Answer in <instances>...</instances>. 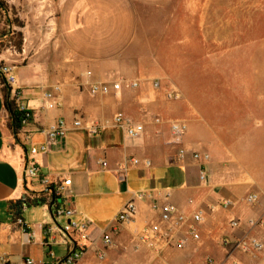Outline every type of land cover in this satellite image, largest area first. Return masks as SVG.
<instances>
[{
  "label": "crops",
  "instance_id": "1",
  "mask_svg": "<svg viewBox=\"0 0 264 264\" xmlns=\"http://www.w3.org/2000/svg\"><path fill=\"white\" fill-rule=\"evenodd\" d=\"M52 1L45 29L40 27L35 35L27 33L16 57L20 62L12 60L19 64L12 65L16 82L10 97H16L32 114L18 140L7 126L0 78V264H23L26 258L34 264H55L66 255V246L44 244L43 227L50 224L48 210L43 205L19 206L23 196L44 191L36 181L23 180L25 154L47 144V130L59 119L66 124L63 137L48 152H38L34 160L49 183L71 180L68 191L75 210L71 220L89 226L87 248L77 264H208V259L214 264H250L257 254H244L236 242L252 236L264 245V226L257 224L264 222V180L255 173L264 171V152L246 136L240 138L235 126L227 129L221 122H251L254 117L225 119L222 111L211 125V119L196 112L188 101L165 100L163 91L172 86V74L157 67L161 57L149 45L175 42L177 28L182 43L193 42L195 34L205 36L209 22L203 15L204 5L201 9L191 0ZM42 2L45 6L47 0ZM5 57L0 54V63ZM116 79L137 86L115 93L111 85L107 95L88 91L91 84H112ZM155 80L158 89L152 85ZM54 86L60 87L56 101L61 104L48 109L43 93ZM117 113L142 125L143 132L128 137L113 123ZM75 118L83 126L99 123L101 130L89 135L84 127L72 126ZM173 120L187 125L179 141L169 130L168 122ZM180 149L186 151L183 157ZM193 151L210 156L207 182L199 181ZM131 159L149 160L151 166L128 163L120 175L121 165ZM140 192L149 197L135 198ZM251 193L257 201L249 205L245 198ZM132 199L135 215L120 224L112 245L104 248L103 232ZM154 202H169L189 216L174 235L175 240L185 242L182 247L159 239L140 240L144 229L159 223L158 213L151 209ZM224 202L230 204L224 207ZM18 212L22 224L15 220ZM195 212L202 214L198 241L188 231ZM231 220L238 221L237 228H230ZM98 251H103V259L98 258Z\"/></svg>",
  "mask_w": 264,
  "mask_h": 264
},
{
  "label": "rangeland",
  "instance_id": "2",
  "mask_svg": "<svg viewBox=\"0 0 264 264\" xmlns=\"http://www.w3.org/2000/svg\"><path fill=\"white\" fill-rule=\"evenodd\" d=\"M2 1L8 8L6 13L0 10V54L6 55L0 65L12 66L20 62L16 57L23 37L27 33L35 35L47 26L53 1L47 0L45 6L42 0ZM191 3H199L201 9L204 5L203 15L209 22L205 36L195 34L193 42L182 43L178 41L181 31L177 28L173 31L175 42L149 44L151 52L161 57L157 59V67L172 74L170 83L181 92L180 100L170 102L188 101L196 112L201 111L211 119V125L222 111L226 115L221 118L225 119L252 114L255 121L221 123L227 129L235 126L240 138L246 136L264 152V0H191ZM193 16L197 18V14ZM255 173L263 175L264 180V171ZM253 259L250 264H264V250Z\"/></svg>",
  "mask_w": 264,
  "mask_h": 264
},
{
  "label": "built area",
  "instance_id": "3",
  "mask_svg": "<svg viewBox=\"0 0 264 264\" xmlns=\"http://www.w3.org/2000/svg\"><path fill=\"white\" fill-rule=\"evenodd\" d=\"M0 75L6 85L10 87V93L12 86L15 84L16 80L13 74V67L9 65H0ZM114 87V92L117 93L121 88L125 87L128 89L135 88L136 83H123L121 79H116L109 83H94L88 87V91L91 95L102 94L107 95L111 92L110 86ZM154 88H160V84L157 80L152 82ZM60 94V87L54 86L53 88L45 91L43 93V98L46 101V108L52 109L56 106H59L61 103H58ZM164 99L167 101H178L181 99V92L178 88L171 86L169 89L163 91ZM11 98V97H10ZM16 103V108L18 113H20V124L21 127L16 133L15 137L18 140L17 135L21 130L27 127L32 121V114L26 108V106L17 100L16 97L11 98ZM156 122H160L159 119H156ZM113 123L121 127L125 134L128 137H136L143 132V126L140 124H133L130 119L126 118L122 113H117L113 117ZM169 130L173 138L177 141L187 132L186 122L183 120H173L168 122ZM74 128L84 127L86 132L89 135H96L101 130V125L99 123H88L83 126V123L80 118H75L72 122ZM66 130V124L64 120L59 119L49 130H47V144L42 145L39 148L32 147L25 154V165L22 170V178L25 181L33 182L36 181L38 184L44 186V201L43 205L47 210L50 217V224L43 227V234L45 235V245H64L66 246V255L63 258H57L55 264H77L81 256L84 254L87 248V242L89 236L87 233L88 224L86 222H75L71 220V217L75 214V210L71 205V195L68 191V186L71 184L70 179L57 180L54 183H49L48 180L42 176L39 172V167L37 166L34 156L38 152H48L51 147L56 146L60 139L63 137ZM25 139H28L27 136ZM186 151L180 149L179 154L181 157L184 156ZM192 159L198 163V178L200 182H207V165L210 161V156L207 153L201 152H191ZM132 166L142 165L144 167H150L151 162L149 160H144L140 162L138 159H131L129 162H126L120 167V175L127 169V164ZM102 167H106V162H100ZM39 195V194H38ZM135 198L143 199L149 197L148 194L140 192L134 195ZM166 197V196H165ZM29 198L31 201L34 200V194H30ZM24 199V204L26 199ZM257 201L256 194H249L245 198V202L249 205L254 204ZM230 203L224 202L223 206L227 207ZM151 209L158 213L159 223L154 226L152 229H144L140 240L151 243L154 239H159L166 245H177L182 247L184 245L183 240H175L174 235L179 230L183 228L186 222L189 219L184 212L180 211L175 205L164 202L159 205L153 203ZM136 212V206L134 200H130L125 204L123 209L118 213L115 222L110 226L108 230L103 232L101 240L104 248L110 247L113 243V237L119 234V226L123 222L131 220ZM62 220H64L62 222ZM66 220V221H65ZM191 223L188 225V231L191 238L195 241L200 239L198 234L197 226L202 221L201 212H195L190 216ZM18 223H21L20 219L16 220ZM264 226V222L258 221L257 224ZM239 225L238 221L231 220L229 226L231 229L237 228ZM236 247L240 249L244 254L255 255L260 253L264 245L256 237L247 236L239 239L236 242ZM52 256V253L50 252ZM97 256L99 259H103V251H98ZM1 262H4L2 259ZM208 264H214L212 259L207 260ZM23 264H34L33 260L26 258L23 261Z\"/></svg>",
  "mask_w": 264,
  "mask_h": 264
},
{
  "label": "trees",
  "instance_id": "4",
  "mask_svg": "<svg viewBox=\"0 0 264 264\" xmlns=\"http://www.w3.org/2000/svg\"><path fill=\"white\" fill-rule=\"evenodd\" d=\"M7 8H8L7 5L2 0H0V10L4 11L6 13ZM17 26L22 27L19 22H17ZM17 46L20 48L19 43H17ZM0 78H1V84H2V94H3V99H4V106L8 112V115H9V118L7 121V126L15 136L21 127V124H20L21 115L17 111V108H16L17 106H16L15 101L10 98V87H8L6 85V83L4 82L2 77H0ZM34 196H35V198L32 201L29 198L26 199V201H25L26 206H36V205H41L43 203V201H44V193L43 192L34 193ZM19 218H20V212L15 213V220H17Z\"/></svg>",
  "mask_w": 264,
  "mask_h": 264
},
{
  "label": "water",
  "instance_id": "5",
  "mask_svg": "<svg viewBox=\"0 0 264 264\" xmlns=\"http://www.w3.org/2000/svg\"><path fill=\"white\" fill-rule=\"evenodd\" d=\"M24 199H25V197L23 196L22 198H21V200L19 201V206H21L22 204H24Z\"/></svg>",
  "mask_w": 264,
  "mask_h": 264
}]
</instances>
